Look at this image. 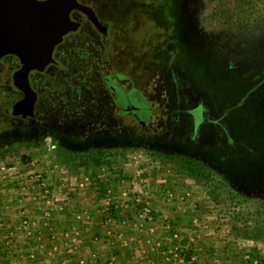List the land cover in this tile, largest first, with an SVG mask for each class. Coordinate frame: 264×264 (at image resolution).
Wrapping results in <instances>:
<instances>
[{
  "label": "rangeland",
  "instance_id": "374dc122",
  "mask_svg": "<svg viewBox=\"0 0 264 264\" xmlns=\"http://www.w3.org/2000/svg\"><path fill=\"white\" fill-rule=\"evenodd\" d=\"M77 1L92 9L105 35L76 14L78 29L63 37L52 62L30 76L32 117L5 113L22 96L12 83L17 62L0 59V165L8 157L26 163L36 155L35 164L56 159L67 164L70 177L81 171L88 176L93 165L85 168L81 157L103 149L99 185H108L104 190L111 188L114 197L115 187L122 191L136 180L180 226L199 209L202 227L227 225L264 240V0ZM162 1L174 24L170 49L161 48L164 28L155 18ZM197 119L198 126L212 124H203L200 133L219 124L240 130L233 138L228 134L239 154L224 161L211 154L210 137L194 134ZM46 135L58 150L47 151ZM169 153L199 160L209 174L192 175ZM63 169L59 182L69 181ZM186 190L182 203L161 198ZM197 200L200 207H193ZM189 204L195 210L188 211ZM183 251L186 260L190 249ZM74 255L73 264H86Z\"/></svg>",
  "mask_w": 264,
  "mask_h": 264
},
{
  "label": "crops",
  "instance_id": "0c3cea01",
  "mask_svg": "<svg viewBox=\"0 0 264 264\" xmlns=\"http://www.w3.org/2000/svg\"><path fill=\"white\" fill-rule=\"evenodd\" d=\"M34 157L36 155L26 163L15 159V156L8 157L3 163L5 169L0 170V264H73L74 252L86 264H103L113 258L116 264H128L143 250L144 257L152 264H164L163 253L168 250L166 243L169 239L159 223L161 209L154 206L157 231L150 235L144 227L135 225L130 201L122 199L115 187L117 202L122 205L114 212V223L106 224L102 212L105 190L102 192L101 189L108 185H99L105 177L101 166H94L93 173L88 176L81 171L82 174L78 172V175L70 177L65 162L55 159L42 165L39 161V166L35 164ZM62 167L69 174L64 177L70 183L81 175L85 176L82 194L76 195L57 187L58 179L62 178ZM44 174L48 176L46 179ZM152 188L155 193L156 185ZM45 189L48 193L46 199L42 198ZM156 199L157 195L152 194L153 204ZM200 204L197 200L192 206L200 207ZM188 207V211L195 210L190 204ZM78 210L87 211L82 220L75 219ZM23 217L29 220L28 225L20 224ZM209 224L202 229L204 242L190 249V252L194 250L197 253L198 259L194 264H264L263 239L242 230L237 233L234 227L227 225L223 229H215ZM181 226L186 231V226ZM155 250L159 252L158 258L152 253ZM167 264L175 263L168 261Z\"/></svg>",
  "mask_w": 264,
  "mask_h": 264
},
{
  "label": "water",
  "instance_id": "95a60500",
  "mask_svg": "<svg viewBox=\"0 0 264 264\" xmlns=\"http://www.w3.org/2000/svg\"><path fill=\"white\" fill-rule=\"evenodd\" d=\"M78 9L100 28L92 9L77 0H0V59L8 54L19 60L13 84L22 98L6 109L9 114L34 115L36 92L29 72L42 71L53 61V50L63 37L76 31L79 23L70 17Z\"/></svg>",
  "mask_w": 264,
  "mask_h": 264
},
{
  "label": "built area",
  "instance_id": "2783aa9c",
  "mask_svg": "<svg viewBox=\"0 0 264 264\" xmlns=\"http://www.w3.org/2000/svg\"><path fill=\"white\" fill-rule=\"evenodd\" d=\"M43 146L47 149L49 152H53L56 150V142L52 139L50 135H46L43 137ZM5 166L0 165V170H4ZM142 172L141 169H138L136 171L137 175H139ZM84 178V179H81ZM85 176L81 175L80 179H77L74 183H70L69 181H60V185H57L58 188H64L66 190H69L70 192H73L76 195L82 194L85 190ZM62 186V187H61ZM174 192L169 191L162 195L161 198L164 200H175L177 203H182L186 200L187 196H189V192L186 190L184 192H180L177 194H173ZM120 197L122 199H127L131 203L129 207H132L134 209V220L135 225L138 228H145L146 232L150 235L156 233L157 226L155 223V217L154 213H157L156 208L154 207V204L151 201V195L148 193V190L145 188V185H140L138 181L132 180L131 185H126L125 189L122 191H119ZM179 194V195H178ZM48 196L47 189L44 190V193H42V198L46 199ZM104 198V204H103V214H104V221L106 224L112 225L115 220L114 212H116V208L118 209L120 205L117 202V198L114 197L111 193V188L107 187L105 189V194L103 196ZM48 202V201H47ZM113 207V208H112ZM115 210L114 212L112 210ZM198 211H195L194 216L190 220L189 224L185 227L186 234H182V227L176 222V220L172 219L173 216H167L163 213H160V225L161 229L164 232L168 233V239L169 241L166 243L167 251L163 253L164 258V264H167L168 261H172L175 264H194L197 262V253L193 251L190 252L189 258L185 259V256L183 254V250L192 249L195 245L198 243L200 244L202 241V218L203 214L202 211L197 209ZM87 211L86 210H78L75 213V219L76 220H82L84 217H86ZM163 214V215H162ZM29 220L26 217H23L20 220V224L25 226L28 225ZM159 246V244H156ZM185 248V249H184ZM162 249H164L162 247ZM152 253H155V257L158 255V250L152 251ZM145 251L141 252L140 256L136 259H133L131 261H128V264H152L153 262L146 257H144ZM158 258V256H157ZM80 263H83V260H80ZM109 264H116L115 258L110 260Z\"/></svg>",
  "mask_w": 264,
  "mask_h": 264
},
{
  "label": "trees",
  "instance_id": "16d2710c",
  "mask_svg": "<svg viewBox=\"0 0 264 264\" xmlns=\"http://www.w3.org/2000/svg\"><path fill=\"white\" fill-rule=\"evenodd\" d=\"M160 14L155 16V18L158 19V26L160 25L161 28H164L163 33L165 36V40L161 42V48L162 47H167V48H172L173 44V30H174V24H173V20L170 17V8L168 6V3L165 1H162L161 3V10L159 11ZM155 20V19H154ZM159 43V42H158ZM157 43H154V47L156 48ZM159 47V44H158ZM157 47V48H158ZM152 56V55H151ZM144 69V67H143ZM132 73V71H130ZM135 77V75H134ZM194 116L196 118H200L199 114L194 113ZM227 117V116H226ZM198 119L195 121V124L193 125L194 127V131H195V135H208L207 137H210L211 140V144H210V148L209 151L211 154H214L213 151H216L215 155L218 156L219 159H221V161H224L226 159H229L230 156H237L239 154L240 147L237 145L236 147H233L231 144V137L232 136H237L240 134V130L239 133L235 132L233 130V128H230V126L226 127L225 125H215L212 126L213 128L211 130H207V129H202V132L200 133L201 129H199L203 124L206 125H212L209 124L207 121H205L201 126L199 124L198 126ZM200 130V131H199ZM193 134V136H195ZM231 137H229V135ZM233 138V137H232ZM58 150L59 147L57 145L56 147ZM235 148V149H234ZM106 153L105 150L103 149H97L95 152L92 153H88L86 157L82 156V162L81 163H85L84 166L85 168H87L89 165H93L94 166H98L101 162L102 156ZM111 154L113 156L114 153L111 152ZM168 158H170L171 160L175 161L176 163H178L182 168H184L185 170L189 171L192 175H196V176H203V177H207V174H209L208 172V168H206L202 162H200L199 160L197 161L195 158H192L189 155L186 154H182V153H169L167 155ZM29 158V157H27ZM80 163V164H81ZM87 163V164H86ZM89 163V164H88ZM103 187H105V185H103ZM103 189H101V191L103 192ZM100 191V192H101ZM113 208V207H112ZM113 212L115 211L114 209L112 210ZM104 218V217H103Z\"/></svg>",
  "mask_w": 264,
  "mask_h": 264
},
{
  "label": "flooded vegetation",
  "instance_id": "af4514ba",
  "mask_svg": "<svg viewBox=\"0 0 264 264\" xmlns=\"http://www.w3.org/2000/svg\"><path fill=\"white\" fill-rule=\"evenodd\" d=\"M78 2V1H77ZM82 4V3H81ZM76 14H81V15H84L85 17H86V19L89 21V23H91V25L93 26V28L97 31V32H99L100 33V35H105V30H104V28H103V24H102V22L100 21V20H98L99 21V23H100V28H97L96 26H94V24L91 22V20H89V18H88V16L84 13V12H82V11H80V10H78V9H73V10H71L70 11V17H71V19H73V20H75V21H77L76 19ZM78 23H79V21H77ZM80 24V23H79ZM57 46V45H56ZM56 46H55V48H56ZM55 48H54V50H55ZM54 50H53V53H54ZM5 56H10L12 59H11V61L12 62H14V61H16L17 62V64H18V68H19V60H18V58L16 57V56H14V55H11V54H8V55H5ZM5 56H3V57H5ZM17 68V69H18ZM17 69H15V70H17ZM14 70V71H15ZM36 70H32V71H30L29 72V83H30V76H31V74L33 73V72H35ZM37 72H39V71H37ZM12 83H13V76H12ZM14 85V84H13ZM30 86H31V83H30ZM110 88H112V87H110ZM17 90H18V92L21 94V96L23 95L22 94V92L17 88ZM22 98V97H21ZM20 99V98H19ZM18 99V100H19ZM18 100H16V101H18ZM15 101V102H16ZM14 102V103H15ZM14 103H12L10 106H12ZM9 106V107H10ZM9 107H6L5 109H4V111H5V113L6 114H9V113H7L6 112V109L7 108H9ZM10 115V114H9ZM12 115V114H11ZM14 116H20V117H22V118H26V117H29V116H21V115H19V114H15ZM188 130V129H187Z\"/></svg>",
  "mask_w": 264,
  "mask_h": 264
}]
</instances>
